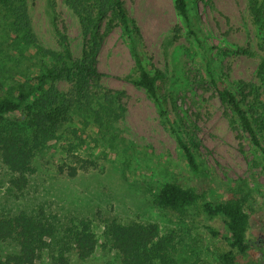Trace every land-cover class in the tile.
<instances>
[{
  "label": "rangeland",
  "instance_id": "rangeland-1",
  "mask_svg": "<svg viewBox=\"0 0 264 264\" xmlns=\"http://www.w3.org/2000/svg\"><path fill=\"white\" fill-rule=\"evenodd\" d=\"M188 3L197 37L177 14L174 0H125L129 17L139 30L138 48L144 66L151 73L160 70L164 74L158 85L165 115L144 89L128 79L134 74V61L126 37L119 27L114 28L105 36L98 57L103 85L120 92L126 110L114 144L98 137L95 129L80 130V138L68 129L66 139L51 142L39 155L37 171L23 194L11 186V175L0 160V216L46 203L63 215L91 220L101 244L100 223L106 219L124 224L157 223L161 235L175 239L177 264H220V254L231 248L205 227L224 231L221 218L192 213L181 219L153 205L162 184L177 180L208 192L215 200L245 195L247 240L254 250L251 255L237 254L236 264H255L256 257L264 254L260 153L218 97L219 88L235 91L240 82L260 87L261 40L251 22L247 0ZM28 6L35 34L44 47L59 51L68 47L75 57L81 56L85 42L78 19L62 0H28ZM2 48L8 50L7 45ZM0 65L2 69L9 67L1 61ZM175 131L191 146L199 173L192 172L185 162ZM70 167L77 169L74 178ZM13 252L11 246L0 242L2 259ZM48 261L44 253L36 264ZM119 262L109 247L98 248L85 261L74 254L70 257V264Z\"/></svg>",
  "mask_w": 264,
  "mask_h": 264
},
{
  "label": "trees",
  "instance_id": "trees-1",
  "mask_svg": "<svg viewBox=\"0 0 264 264\" xmlns=\"http://www.w3.org/2000/svg\"><path fill=\"white\" fill-rule=\"evenodd\" d=\"M62 1L78 19L85 42L80 57H75L68 47L59 51L39 42L28 0H0V61L9 64L5 70L0 65V160L11 175V186L21 194L37 171L35 162L39 155L51 142L66 139L68 129L77 138L80 130L84 133L95 129L98 137L114 144L118 123L126 110L120 102V92L103 85V73L98 68L104 38L114 28L119 27L126 37L134 61V74L128 79L144 89L165 115L158 85L164 74L160 70L151 73L144 66L138 48L139 30L129 17L125 0ZM247 4L264 50V0H247ZM174 8L188 25L190 34L197 37L192 30L188 0H174ZM6 45L8 50L2 48ZM257 76L260 87L240 82L235 91L219 88L218 97L259 151L264 172V58ZM213 83L216 84L214 78ZM62 84L68 88L63 90ZM176 135L188 167L199 173L191 146L177 132ZM70 170L74 178L77 169L70 167ZM247 201L245 195L215 200L206 191L171 180L162 184L153 205L181 219L192 213L221 218L224 231L205 228L231 248L220 254V264H236L237 254L251 255L254 250L247 240ZM100 224L102 244L91 220L63 215L46 203L14 215H2L0 242L15 252L5 259L0 257V264H36L44 253L49 258L48 264H70L72 254L85 261L100 247L115 251L119 264H177L175 239L172 235H161L157 223L124 224L112 218ZM254 262L260 264L257 258Z\"/></svg>",
  "mask_w": 264,
  "mask_h": 264
},
{
  "label": "flooded vegetation",
  "instance_id": "flooded-vegetation-1",
  "mask_svg": "<svg viewBox=\"0 0 264 264\" xmlns=\"http://www.w3.org/2000/svg\"><path fill=\"white\" fill-rule=\"evenodd\" d=\"M256 258L257 260H259L260 264H264V254L263 255L261 254L260 256H257Z\"/></svg>",
  "mask_w": 264,
  "mask_h": 264
}]
</instances>
